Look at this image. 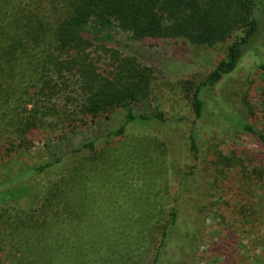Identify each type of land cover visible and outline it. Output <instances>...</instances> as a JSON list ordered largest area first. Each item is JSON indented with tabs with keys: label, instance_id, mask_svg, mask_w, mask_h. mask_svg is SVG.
Listing matches in <instances>:
<instances>
[{
	"label": "trees",
	"instance_id": "obj_1",
	"mask_svg": "<svg viewBox=\"0 0 264 264\" xmlns=\"http://www.w3.org/2000/svg\"><path fill=\"white\" fill-rule=\"evenodd\" d=\"M256 5L257 0H0V258L3 252L10 264H140L148 253L149 264H177L194 252L197 231L178 224L176 206L149 246L150 233L131 230L116 216L79 211L83 203L75 201L69 176L90 159L77 154L94 149L104 131L101 114L124 109V123L105 131L110 138L122 135L125 123L162 117L160 111L135 110L150 76L123 48L144 39L180 38L204 47L229 39L204 78L195 86L188 82L196 120L204 113L201 91L237 67L257 32ZM96 46L110 49V75L97 71L90 51ZM64 70H76L80 78L77 111L79 120L89 118L81 122L89 135L75 139L80 129L73 126L62 138L46 140L47 158L36 162L31 133L47 124V116L64 112L52 99L40 98L58 92L51 74ZM236 123L264 146L263 130L246 119ZM190 146L196 151L193 139Z\"/></svg>",
	"mask_w": 264,
	"mask_h": 264
},
{
	"label": "rangeland",
	"instance_id": "obj_2",
	"mask_svg": "<svg viewBox=\"0 0 264 264\" xmlns=\"http://www.w3.org/2000/svg\"><path fill=\"white\" fill-rule=\"evenodd\" d=\"M256 15L258 30L237 67L201 91L204 113L196 120L188 82L195 86L204 78L229 39L213 47L180 38L144 39L121 50L148 68L150 76L148 93L135 110L160 111L162 117L125 123L124 133L110 138L105 131L124 123V109L114 107L99 116L104 131L94 149L77 154L90 159L69 176L75 201L83 203L79 211L116 216L131 230L150 233L147 245L154 246L174 205L178 224L196 230L198 238L194 252L179 257L177 264H264V146L236 123L246 119L264 131V0H257ZM90 51L97 71L110 75V49ZM51 77L59 90L40 99H52L64 112L47 116V124L31 133L30 155L36 162L47 158L46 140L62 138L73 126L80 129L75 139L89 135L81 128L82 119L89 118L79 120L77 111L82 99L78 73L64 70ZM169 255L174 261L173 247ZM148 257L140 264H149ZM0 264H10L3 252Z\"/></svg>",
	"mask_w": 264,
	"mask_h": 264
}]
</instances>
